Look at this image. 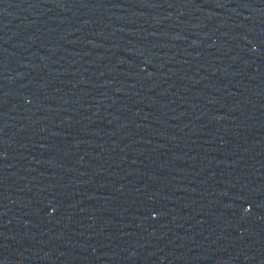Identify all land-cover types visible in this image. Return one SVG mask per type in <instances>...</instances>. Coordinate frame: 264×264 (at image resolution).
Wrapping results in <instances>:
<instances>
[{
  "label": "water",
  "instance_id": "1",
  "mask_svg": "<svg viewBox=\"0 0 264 264\" xmlns=\"http://www.w3.org/2000/svg\"><path fill=\"white\" fill-rule=\"evenodd\" d=\"M0 264H264V0H0Z\"/></svg>",
  "mask_w": 264,
  "mask_h": 264
}]
</instances>
